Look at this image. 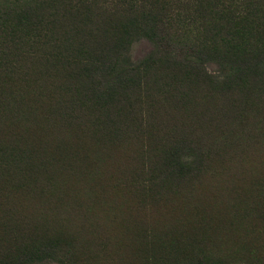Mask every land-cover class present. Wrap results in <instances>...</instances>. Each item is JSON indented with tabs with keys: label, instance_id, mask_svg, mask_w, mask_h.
<instances>
[{
	"label": "rangeland",
	"instance_id": "rangeland-1",
	"mask_svg": "<svg viewBox=\"0 0 264 264\" xmlns=\"http://www.w3.org/2000/svg\"><path fill=\"white\" fill-rule=\"evenodd\" d=\"M57 37L0 52V264H264V83L155 63L107 96ZM164 47L131 33L105 78Z\"/></svg>",
	"mask_w": 264,
	"mask_h": 264
},
{
	"label": "trees",
	"instance_id": "trees-1",
	"mask_svg": "<svg viewBox=\"0 0 264 264\" xmlns=\"http://www.w3.org/2000/svg\"><path fill=\"white\" fill-rule=\"evenodd\" d=\"M139 31L173 54L126 64L105 78L114 71L131 33ZM54 34L62 40L59 49L69 53L62 57L84 62L94 77L114 81L101 87L107 96L115 84H140L139 74L155 63L160 69L171 67V77L182 73L189 84L236 89L239 96L264 83V0H9L0 7L2 55H8L4 52L10 46L22 51L32 38ZM209 61L216 63V73L204 67Z\"/></svg>",
	"mask_w": 264,
	"mask_h": 264
}]
</instances>
